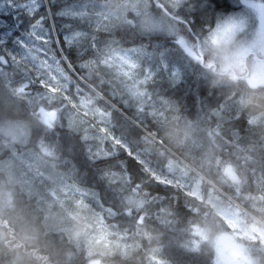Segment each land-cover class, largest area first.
I'll return each instance as SVG.
<instances>
[{
	"label": "clouds",
	"instance_id": "obj_1",
	"mask_svg": "<svg viewBox=\"0 0 264 264\" xmlns=\"http://www.w3.org/2000/svg\"><path fill=\"white\" fill-rule=\"evenodd\" d=\"M78 2L108 16L83 25L95 47L66 52L67 89L17 96L0 79V129L27 133L0 130V162H13L0 167V264H234L222 237L264 264V243L239 239L264 234V85L229 67L216 39L241 15L250 36L257 12L243 0Z\"/></svg>",
	"mask_w": 264,
	"mask_h": 264
},
{
	"label": "snow or ice",
	"instance_id": "obj_2",
	"mask_svg": "<svg viewBox=\"0 0 264 264\" xmlns=\"http://www.w3.org/2000/svg\"><path fill=\"white\" fill-rule=\"evenodd\" d=\"M243 2L257 12L256 30L242 37L248 29L247 18L242 15L228 17L217 23L216 39L224 45L226 64L239 68L255 88L264 85V3L258 0ZM180 3L181 0H174V6ZM128 7L135 10L136 4L125 5L124 10ZM107 16L103 11L90 14L87 6L78 0H0V79L17 96L24 95L33 85L53 93L57 91L54 85L67 89L72 81L64 70L65 64L71 66V56L66 52L79 48L82 43L95 47V36L83 25L87 23L89 28L98 31ZM119 59L129 63L127 57ZM81 103L87 106L89 101L82 99ZM0 130L13 141L23 140L27 135L19 121H8ZM0 167L11 168L13 162H0ZM257 231L254 228L242 230L239 239L264 243V234L257 235ZM219 248L221 253L229 252L234 264H253L249 250L236 238H220Z\"/></svg>",
	"mask_w": 264,
	"mask_h": 264
}]
</instances>
